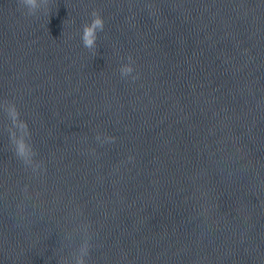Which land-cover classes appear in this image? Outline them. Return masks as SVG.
<instances>
[{"label": "clouds", "instance_id": "1", "mask_svg": "<svg viewBox=\"0 0 264 264\" xmlns=\"http://www.w3.org/2000/svg\"><path fill=\"white\" fill-rule=\"evenodd\" d=\"M22 7L27 9L28 14L32 15L41 7H47L49 0H19ZM104 28V20L96 11L92 12V20L86 23L82 29L81 40L83 45L88 49H95L97 33ZM129 63L121 66L120 73L122 76L127 77L134 72L132 65V57L128 58ZM135 79V77H133Z\"/></svg>", "mask_w": 264, "mask_h": 264}]
</instances>
